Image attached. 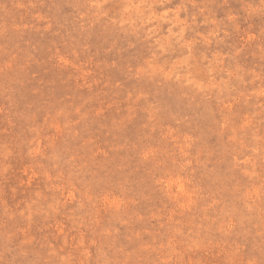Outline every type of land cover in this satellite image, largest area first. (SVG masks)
Listing matches in <instances>:
<instances>
[{"label": "rangeland", "instance_id": "obj_1", "mask_svg": "<svg viewBox=\"0 0 264 264\" xmlns=\"http://www.w3.org/2000/svg\"><path fill=\"white\" fill-rule=\"evenodd\" d=\"M0 264H264V0H0Z\"/></svg>", "mask_w": 264, "mask_h": 264}]
</instances>
